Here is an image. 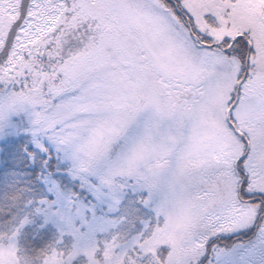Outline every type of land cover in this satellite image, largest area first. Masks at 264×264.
Returning <instances> with one entry per match:
<instances>
[{"label":"snow or ice","instance_id":"snow-or-ice-1","mask_svg":"<svg viewBox=\"0 0 264 264\" xmlns=\"http://www.w3.org/2000/svg\"><path fill=\"white\" fill-rule=\"evenodd\" d=\"M0 264H264V0H0Z\"/></svg>","mask_w":264,"mask_h":264}]
</instances>
